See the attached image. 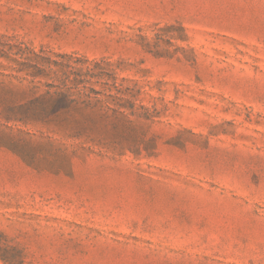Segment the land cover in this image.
<instances>
[{
  "label": "rangeland",
  "instance_id": "1",
  "mask_svg": "<svg viewBox=\"0 0 264 264\" xmlns=\"http://www.w3.org/2000/svg\"><path fill=\"white\" fill-rule=\"evenodd\" d=\"M0 43L50 70L0 56V264H264V0H0Z\"/></svg>",
  "mask_w": 264,
  "mask_h": 264
},
{
  "label": "trees",
  "instance_id": "2",
  "mask_svg": "<svg viewBox=\"0 0 264 264\" xmlns=\"http://www.w3.org/2000/svg\"><path fill=\"white\" fill-rule=\"evenodd\" d=\"M11 49V46L5 48V46L0 43V56L8 58L15 63V70L22 71L24 73V76L21 77L22 79H28V77H30L29 82H34V80L38 77H49L50 70L35 60L40 56L39 54L27 47H17L14 51ZM36 82L38 84H43L40 79ZM45 86L48 88L53 86L57 87L54 91L46 90L40 96L41 99L39 104L48 105L50 107L49 114H54L67 109L73 103L74 100L70 98L68 87L65 86L64 81L62 85H55L52 82H48ZM35 87H38V85H35ZM44 109L45 107L41 108V111H44Z\"/></svg>",
  "mask_w": 264,
  "mask_h": 264
}]
</instances>
